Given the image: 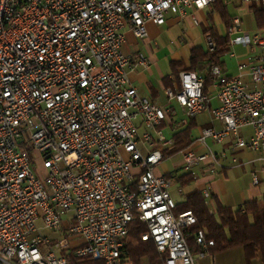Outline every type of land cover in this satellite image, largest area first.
<instances>
[{
    "label": "built area",
    "instance_id": "1",
    "mask_svg": "<svg viewBox=\"0 0 264 264\" xmlns=\"http://www.w3.org/2000/svg\"><path fill=\"white\" fill-rule=\"evenodd\" d=\"M214 1L0 0V264H74L69 255L131 264L121 250L135 218L163 264H197L209 254L214 241L204 231L192 253L183 229L197 218L190 209L174 213L171 179L155 173L172 143L161 128L170 107L139 95L123 45L126 28L142 39L148 23ZM240 1L264 9V0ZM227 37L230 49L242 45L251 54L227 52L236 58L233 76L210 67L213 95L195 71H180L176 87L165 90L189 117L217 100L210 115L220 126L201 128L195 139L204 150L179 151L185 172L199 163L215 172L221 163L208 141L229 136L233 148L264 161V28L245 29L234 15ZM137 61L147 66L142 54ZM245 127L249 137L239 133ZM251 182L264 191V166L251 171ZM201 194L209 198V189Z\"/></svg>",
    "mask_w": 264,
    "mask_h": 264
},
{
    "label": "trees",
    "instance_id": "2",
    "mask_svg": "<svg viewBox=\"0 0 264 264\" xmlns=\"http://www.w3.org/2000/svg\"><path fill=\"white\" fill-rule=\"evenodd\" d=\"M246 5L253 13L255 27L264 28V9L256 3ZM210 8L208 13L210 24L203 29L208 48L193 46L189 51L187 63L183 60L170 61L171 75L175 78H178L180 71H195L204 75L205 93H209L208 90L211 85L210 67L216 64L220 66L222 71H226L224 55L230 50L227 28L232 17L223 4V0H215ZM214 14L223 21L224 32H220L214 24L212 20ZM164 83L165 85L170 84L168 76L164 77ZM163 125L162 123L161 126ZM192 127L193 124H190L174 133L173 145L170 150H165V152L175 153L186 147L191 141ZM192 180L193 176L189 172L178 176V181L182 185L188 184ZM209 200L214 204L212 212L209 211L207 199L203 198L200 191L194 189L187 193L184 202L176 204L174 208V213L190 209L197 218L195 224L183 229L192 253L196 254L200 250L195 243V235L204 231L206 238L214 241V245L208 248L210 254L242 248L245 264H251V260L258 255L264 264V195L245 201L235 209L224 205L215 196L211 195ZM146 230L145 224L138 218L129 224L121 257L129 260L131 264H140L142 258L146 259L147 264H163L162 256L156 251L153 242L141 239V234L145 233ZM68 260L74 264H105L102 260L94 259L91 256L69 255Z\"/></svg>",
    "mask_w": 264,
    "mask_h": 264
},
{
    "label": "crops",
    "instance_id": "3",
    "mask_svg": "<svg viewBox=\"0 0 264 264\" xmlns=\"http://www.w3.org/2000/svg\"><path fill=\"white\" fill-rule=\"evenodd\" d=\"M223 4L226 7H228L229 4H232L235 8H237V10L241 11L240 14H238L239 16L240 15L249 16L250 14H252L253 16L252 11L247 7V5L243 4L240 0H223ZM210 10L211 8L209 6L201 10H193V9L187 8L185 11V14L182 16L178 14L167 13L164 24L162 25H155L153 23L147 24L148 34L145 38H142L141 41H138L139 38L134 37L127 28L124 31L125 42L123 45V51L131 57L130 65L128 69L129 71L128 76H129L130 82L132 83L133 86L136 87L139 95L143 97H147L152 102L170 107V112L168 114V117L163 122L164 125L161 126V128L164 131H168L171 134L170 136L171 139L173 138V134L176 133L178 130H181L185 128L186 126L193 124V127L191 129V141L189 142L188 145H186V147H183L182 149L189 148L196 152H202L204 150L202 146L195 143V139L198 136L201 128L205 126H209L211 124L215 125L216 127L220 126L219 122L211 120V115H210V108L215 107L217 105V100L215 98H212L209 104V108L205 109L209 111V119L207 121L198 122L196 119V116L189 117L186 114L185 109L180 107L175 102V100H169L165 93L166 88L176 87L178 78L173 77L171 73L167 75L158 74V76H155L152 72L147 71L149 68V62L153 61L155 56H154V53L151 52V50L148 48L146 44L149 41L154 42L156 44V42L153 41V37L155 35H157L158 33H164L175 26H179L181 29L180 32L184 33L187 36V39H188L187 43H188L189 51L193 46H200V45L195 44L194 42L195 36H194L193 29L199 26L203 33V29L205 27H208L210 24V20L208 19V13L210 12ZM191 14H194L197 17L199 21L198 24H195L192 21ZM252 20L250 19L247 20V26L244 27L245 29L256 28V27H252L251 23H250L251 25L249 24V22ZM253 24H254V21H253ZM248 25H250V27ZM141 46L145 48L144 50L146 51V54H147V58H148V60L146 59L147 66L141 65L137 61L138 55L142 54ZM167 54L169 55L171 60H182L178 51H173L171 53L167 52ZM188 55H189V52H188ZM188 55L186 59L183 60L186 63L188 60ZM226 72H227V68H226ZM165 76H168L170 79L169 85H165L164 83ZM208 92L210 93V95H213V91L210 86H209ZM203 111L201 113H203ZM239 133L244 137H249L251 135V129L248 127H245V128L240 129ZM232 140H233V137L229 136L223 143H220V144L209 141L208 144L211 147V149L214 152L218 153V159L221 163V166L218 169H216L215 172H211L209 170L208 163H199L195 165L192 168V171L189 172L193 176V180L189 182L188 184L182 185L178 181L179 175L183 173H187L182 168V157L179 163V168L176 169L175 171H167V172L161 173L158 170L159 165L156 167L155 173L157 175H166L168 178L171 179V182L175 180L177 184L179 185L178 193L179 195L182 196V198L179 199L178 201L174 200L176 204H180L184 202L187 198V193L190 192L191 190L196 189L202 192V190L205 188L209 189V198L211 195L215 196L221 203H223L224 205H228L234 209L240 206L245 201H248L254 198H260L257 196H253L254 193L255 194L257 193V190L254 191L252 194H250L249 192L247 194L248 197L245 198L244 195L246 194L242 190V186L239 185V182L236 176V175L240 176L239 172L238 174L235 173L236 175L233 177V173H230V169L234 171L238 168H244L245 165L252 166L251 167L252 169L255 166H257V168L264 166V161L259 159L261 154L254 153L246 149H235L233 148ZM172 145H173V141L169 146L163 148V152L166 155V158H164L163 162L167 158L175 154H180L179 153L180 150L175 153H169L168 151H167L168 153L165 152V150H170ZM221 151H224V155L220 153ZM233 159H235V161ZM229 182H231L232 184L228 185L227 183ZM171 186H172V183H171ZM171 186H170V189H171ZM227 186L230 187V190H233L231 194L227 192V189H228ZM263 195H264V191H263V194H261V197ZM209 198H207V205H208L209 211L212 212L214 209V204L211 200H209ZM258 258H261V257H258ZM252 260H251V264H252Z\"/></svg>",
    "mask_w": 264,
    "mask_h": 264
},
{
    "label": "rangeland",
    "instance_id": "4",
    "mask_svg": "<svg viewBox=\"0 0 264 264\" xmlns=\"http://www.w3.org/2000/svg\"><path fill=\"white\" fill-rule=\"evenodd\" d=\"M228 13L230 16L238 15L240 14L241 11L237 10L232 4H229L227 7ZM240 18L242 19V25L243 27L247 26V20L253 19L252 14L249 16H242L240 15ZM213 22L216 25L217 29L220 32H224V24L223 21L219 18V16L215 15L213 16ZM252 24V27H255V24H253V20L249 22V24ZM250 24V25H251ZM250 25H248L250 27ZM181 29L179 26H175L168 31L164 33H158L153 37L154 42L149 41L146 45L148 48L151 50V52L154 53V59L153 61L149 62V68L147 71L152 72L155 76H158V74L162 75H167L171 73V68H170V60L171 58L169 57L168 53H171L173 51H178L179 55L181 56L182 60H185L188 52H189V47L187 43V36L180 32ZM194 36H195V44L202 46L204 49L208 48V43H207V38L206 36L202 33L201 28L197 26L195 29H193ZM142 39L139 38L138 41H141ZM142 49V54L147 58L146 51L144 50L141 46ZM232 52L236 53V58L241 59L244 57H247L250 53L249 47H244L242 45H236L233 46L230 49ZM166 51V53H165ZM185 56V57H184ZM236 58H231L228 56L226 53L224 55V62L226 64L227 72L226 74L228 75H236L238 73L237 71V63H236ZM178 109V108H177ZM180 110V109H179ZM180 112V111H179ZM196 119L198 122H203L207 121L209 119V111L205 110L203 113L198 114L196 116ZM167 137H170L171 134L168 131H164ZM210 141V140H209ZM208 141V142H209ZM213 147V146H212ZM181 161V154H175L169 158H167L162 164L159 165L158 170L161 173L167 172V171H175L176 169L179 168V163ZM252 166L250 165H245L244 168H238L236 170L230 169V173H233V177L236 175L235 173L240 174V176H237L239 185L242 186V190L245 192L246 195H244L245 198L248 197V193L252 194L254 191L257 190V193L253 196L261 197V194H263V186H255L251 182V168ZM33 170L34 167L32 166ZM257 168L255 166L253 169ZM244 169V170H243ZM252 169V170H253ZM196 170V169H195ZM236 171V172H235ZM259 176L262 178V174H259ZM228 185H231L232 183L229 182L227 183ZM226 185V184H225ZM227 192L230 194L233 192V190H230V187L227 186ZM178 188L179 185L177 182L174 180L172 182V186L170 189V194L171 197L175 200L178 201L179 199L182 198L181 195L178 193ZM247 200V199H245ZM38 225L42 226V222L38 221ZM43 232L48 235V236H56L55 233L48 231L43 228ZM260 257V255H258ZM257 256L253 258L252 264H263L261 261V258H258ZM141 262V260H140ZM197 264H245V255L244 251L242 248H236L233 250H228V251H223L220 253L216 254H208L203 257L197 256L196 259Z\"/></svg>",
    "mask_w": 264,
    "mask_h": 264
},
{
    "label": "bare ground",
    "instance_id": "5",
    "mask_svg": "<svg viewBox=\"0 0 264 264\" xmlns=\"http://www.w3.org/2000/svg\"><path fill=\"white\" fill-rule=\"evenodd\" d=\"M14 20H15V13H7L6 22H14Z\"/></svg>",
    "mask_w": 264,
    "mask_h": 264
}]
</instances>
